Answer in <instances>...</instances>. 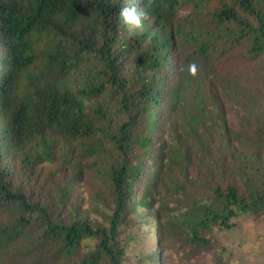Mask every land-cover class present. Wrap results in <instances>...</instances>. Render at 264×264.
Instances as JSON below:
<instances>
[{
    "label": "trees",
    "instance_id": "16d2710c",
    "mask_svg": "<svg viewBox=\"0 0 264 264\" xmlns=\"http://www.w3.org/2000/svg\"><path fill=\"white\" fill-rule=\"evenodd\" d=\"M235 48L264 69V0H0V264H133L143 226L162 264L264 216V115L231 130L220 101L251 102L215 65Z\"/></svg>",
    "mask_w": 264,
    "mask_h": 264
},
{
    "label": "rangeland",
    "instance_id": "374dc122",
    "mask_svg": "<svg viewBox=\"0 0 264 264\" xmlns=\"http://www.w3.org/2000/svg\"><path fill=\"white\" fill-rule=\"evenodd\" d=\"M186 10L180 11V14H184ZM231 53L227 58L215 61V65L220 72L227 73L226 78L232 83H238L236 89L243 85L241 91L249 92L251 102L246 103L244 99L238 98L229 100L227 96L233 93L234 89H228L222 93L216 87L221 94H224L220 101L224 103L222 109L225 111L226 123L231 130L242 129L247 133L256 132L257 115H264L263 65L260 61L254 62L245 58L238 48L232 50ZM241 73L243 75L247 73L248 79L247 76L243 78ZM256 73L258 76L254 75ZM250 76L255 79H251ZM214 109L218 111V105H215ZM237 185L240 186V182ZM211 240L210 248H200L195 253L186 255H184L183 248L176 249L175 245L170 249L163 247L162 255L165 258L162 264H264L263 215L255 217L250 214H241L235 219V224L231 229H215L211 234ZM129 246L131 261L137 264L138 257L145 255L155 246L153 228L143 226L140 231H136ZM184 248L187 250L188 247L184 246ZM142 262L149 264L147 259Z\"/></svg>",
    "mask_w": 264,
    "mask_h": 264
},
{
    "label": "clouds",
    "instance_id": "9594fccd",
    "mask_svg": "<svg viewBox=\"0 0 264 264\" xmlns=\"http://www.w3.org/2000/svg\"><path fill=\"white\" fill-rule=\"evenodd\" d=\"M153 0H148V5H151ZM120 23L124 25L133 26L135 28H142L143 22L149 19V13L144 7L137 9L136 7H124L119 11ZM187 71L189 75L195 77L197 75L198 67L192 63L188 66Z\"/></svg>",
    "mask_w": 264,
    "mask_h": 264
}]
</instances>
